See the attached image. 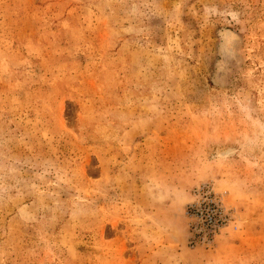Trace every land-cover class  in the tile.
<instances>
[{"label": "rangeland", "instance_id": "obj_1", "mask_svg": "<svg viewBox=\"0 0 264 264\" xmlns=\"http://www.w3.org/2000/svg\"><path fill=\"white\" fill-rule=\"evenodd\" d=\"M0 264H264V0H0Z\"/></svg>", "mask_w": 264, "mask_h": 264}, {"label": "bare ground", "instance_id": "obj_2", "mask_svg": "<svg viewBox=\"0 0 264 264\" xmlns=\"http://www.w3.org/2000/svg\"><path fill=\"white\" fill-rule=\"evenodd\" d=\"M237 152V148L234 146L225 147L218 152L220 158H226L227 156H233Z\"/></svg>", "mask_w": 264, "mask_h": 264}]
</instances>
